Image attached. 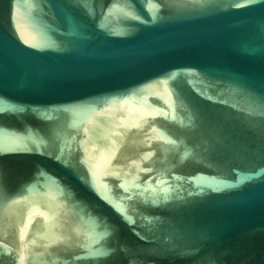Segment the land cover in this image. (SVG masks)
Returning <instances> with one entry per match:
<instances>
[{
	"label": "water",
	"instance_id": "95a60500",
	"mask_svg": "<svg viewBox=\"0 0 264 264\" xmlns=\"http://www.w3.org/2000/svg\"><path fill=\"white\" fill-rule=\"evenodd\" d=\"M0 264H264V0H0Z\"/></svg>",
	"mask_w": 264,
	"mask_h": 264
}]
</instances>
